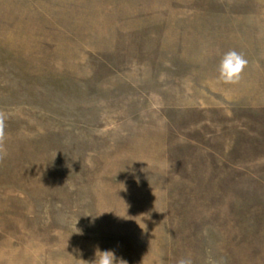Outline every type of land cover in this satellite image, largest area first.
<instances>
[{"label": "rangeland", "instance_id": "rangeland-1", "mask_svg": "<svg viewBox=\"0 0 264 264\" xmlns=\"http://www.w3.org/2000/svg\"><path fill=\"white\" fill-rule=\"evenodd\" d=\"M97 245L264 264V0H0V264Z\"/></svg>", "mask_w": 264, "mask_h": 264}, {"label": "clouds", "instance_id": "clouds-1", "mask_svg": "<svg viewBox=\"0 0 264 264\" xmlns=\"http://www.w3.org/2000/svg\"><path fill=\"white\" fill-rule=\"evenodd\" d=\"M247 65H248V60L245 58L243 53H240L234 50L228 51L224 53L220 59V62L217 68L218 78L224 83H229V84L238 83ZM99 216H95V217L91 216V217L95 219L96 217H99ZM120 218H123V217H120ZM75 251L79 254V250H75ZM71 256L75 260H78V261L82 260L84 264H128L126 260H124L122 257L116 254V251L114 249H101L98 245L95 247L93 256L90 260L76 258L72 254ZM177 264H192V260L187 257H182L177 261Z\"/></svg>", "mask_w": 264, "mask_h": 264}]
</instances>
